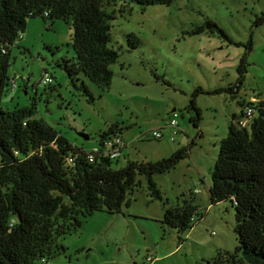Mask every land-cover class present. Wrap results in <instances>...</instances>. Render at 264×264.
I'll use <instances>...</instances> for the list:
<instances>
[{
	"label": "rangeland",
	"instance_id": "obj_1",
	"mask_svg": "<svg viewBox=\"0 0 264 264\" xmlns=\"http://www.w3.org/2000/svg\"><path fill=\"white\" fill-rule=\"evenodd\" d=\"M113 9L111 45L120 57L112 65L108 89L87 81L94 102L74 89L56 65L73 55L71 27L63 20L30 18L10 49L9 74L17 79L18 89L5 91L3 107L35 103L36 118L86 149L97 148L100 133L111 125L129 128L121 135L128 147L119 167L129 160L161 161L182 148H190L189 157L169 173L154 177L162 202L151 199L146 178L139 176L142 187L132 197L131 207H123L124 214H93L79 230L59 239L65 252L48 264H214L219 251L232 253L238 247L234 207L230 202L211 205L209 187L233 116L241 113L243 102L264 99V0H177L172 6L144 9L120 3ZM210 20L228 38L216 29L192 34ZM130 34L141 40L135 50L128 47ZM249 41L253 47L248 72L233 98L228 88L238 83V66ZM45 71L53 78L50 86L41 83ZM198 88L204 93L196 97L202 114L196 128L190 121L196 113L189 105ZM174 109L179 134L172 140L169 120ZM154 131L162 132L163 139L141 138ZM183 199L193 201L204 215L192 231L179 234L163 226V203L176 207Z\"/></svg>",
	"mask_w": 264,
	"mask_h": 264
},
{
	"label": "trees",
	"instance_id": "obj_2",
	"mask_svg": "<svg viewBox=\"0 0 264 264\" xmlns=\"http://www.w3.org/2000/svg\"><path fill=\"white\" fill-rule=\"evenodd\" d=\"M176 1L0 0V264H48L65 252L58 245L59 239L79 230L93 214H124L123 207H131L132 197L142 187L139 176L146 178L151 199L162 202L154 177L176 168L190 151L182 148L161 161L129 160L119 167L126 141L123 139L125 148L115 160L105 154V143L110 138H123L129 128L111 125L100 133L96 152L72 144L46 121L36 118L33 102L24 108L5 109L2 97L15 79L9 74L10 49L25 33L28 19L63 20L71 27L73 55L62 57L56 65L66 72L74 89L94 102L87 81L101 90L108 89L113 80L112 65L120 57V51L111 45L112 21L116 19L113 7L124 3L144 9L172 6ZM213 29L227 37L211 20L192 34L213 33ZM140 46L141 40L130 34L128 47L135 50ZM252 47L249 41L238 66V83L228 88L233 98L243 87ZM199 93L204 91L198 88L189 105L196 113L190 119L196 128L202 119L195 104ZM241 106L243 110L233 116L228 135L220 143L209 187L211 205L230 202L234 207L238 247L232 253L219 251L214 264H264V99ZM248 109L253 110L252 116L247 115ZM167 203H163L162 224L179 234L192 231L203 219L204 214L191 200L183 199L176 207Z\"/></svg>",
	"mask_w": 264,
	"mask_h": 264
},
{
	"label": "built area",
	"instance_id": "obj_3",
	"mask_svg": "<svg viewBox=\"0 0 264 264\" xmlns=\"http://www.w3.org/2000/svg\"><path fill=\"white\" fill-rule=\"evenodd\" d=\"M46 15H49V13L47 12ZM17 79L15 78L10 85V90L11 91H15L16 89H18L17 86ZM44 85H50L52 83H54L53 78L49 75L46 74L45 76L42 77V82ZM247 115L248 116H252L253 114V110L252 109H248L247 110ZM177 118H179L177 112L174 111V114L172 115V117L169 120V126L172 127L174 129V134H172L170 136V138L172 140H174V136L179 134L178 132V122H177ZM144 137H150L153 139H163L164 134L160 131H154V132H149V133H142L141 138ZM99 147L94 148L93 150L98 152L99 151ZM125 148V141L123 140V138L121 137H114V138H110L108 141H106L105 143V154H107L108 156H110L112 158V160H115L117 158H119L122 155V149ZM90 159L93 160V156H90ZM149 261H153V259H149Z\"/></svg>",
	"mask_w": 264,
	"mask_h": 264
},
{
	"label": "water",
	"instance_id": "obj_4",
	"mask_svg": "<svg viewBox=\"0 0 264 264\" xmlns=\"http://www.w3.org/2000/svg\"><path fill=\"white\" fill-rule=\"evenodd\" d=\"M175 111V109L173 110V112ZM80 137L83 138L84 140H89L90 136L86 133H79Z\"/></svg>",
	"mask_w": 264,
	"mask_h": 264
},
{
	"label": "crops",
	"instance_id": "obj_5",
	"mask_svg": "<svg viewBox=\"0 0 264 264\" xmlns=\"http://www.w3.org/2000/svg\"><path fill=\"white\" fill-rule=\"evenodd\" d=\"M260 100H262V99H260ZM260 100H258V101H260ZM251 102V101H250ZM124 139V138H123ZM125 140V139H124ZM126 141V140H125ZM127 143V147H128V142H126ZM82 147H85V146H82Z\"/></svg>",
	"mask_w": 264,
	"mask_h": 264
}]
</instances>
